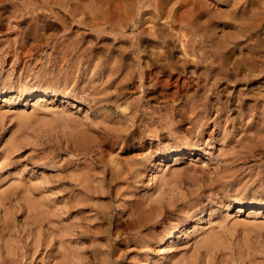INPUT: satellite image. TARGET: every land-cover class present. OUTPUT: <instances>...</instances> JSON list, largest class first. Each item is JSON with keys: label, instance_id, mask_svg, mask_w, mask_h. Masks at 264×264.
I'll return each mask as SVG.
<instances>
[{"label": "rangeland", "instance_id": "374dc122", "mask_svg": "<svg viewBox=\"0 0 264 264\" xmlns=\"http://www.w3.org/2000/svg\"><path fill=\"white\" fill-rule=\"evenodd\" d=\"M14 1L0 0V264H264V0H126L134 6L135 21L116 30L111 23L94 19L93 10H102L109 1L120 7L124 0H83L94 7L90 10L80 8L82 0L75 1L79 9L72 3L76 10L72 5L46 9L32 0L35 11L23 7L20 21L11 17ZM225 35H234L240 43ZM223 37L226 45H219ZM232 40L244 50L235 49ZM195 44L202 47L197 50ZM99 59L135 68V78H124L120 86L128 90L130 102H141L140 111L147 113L145 121L154 131L146 130L144 117L123 116L129 106L121 108L113 101L108 107L91 104L88 93L94 83L102 82L95 73H106ZM86 74L93 75L89 78L93 81ZM39 90L56 94V99L29 97ZM75 90L77 99L66 95ZM87 100L93 107L85 105ZM196 102L203 105L198 115L190 109ZM159 115L167 124L154 122ZM198 123H204L205 132L193 139L189 131ZM180 132L198 147L178 148ZM79 159L81 165H76ZM133 164L143 172L134 175H140L136 180L127 172ZM152 177L153 185L143 190ZM171 231L174 238L167 250H159V239ZM147 233L156 238L142 251L137 238ZM210 236L220 242L208 250L202 244Z\"/></svg>", "mask_w": 264, "mask_h": 264}, {"label": "bare ground", "instance_id": "6f19581e", "mask_svg": "<svg viewBox=\"0 0 264 264\" xmlns=\"http://www.w3.org/2000/svg\"><path fill=\"white\" fill-rule=\"evenodd\" d=\"M75 1H78V0H53V1H51V0H38V2L39 3H41V5H42V7L44 8V7H46V9L47 8H51L52 10L54 9V7H56L55 5H57V7H58V5H60L61 7H69V6H71L72 5V7L74 8V10H76L75 9V7L77 6V8H78V6H79V4L80 3H78V2H75ZM83 1V0H82ZM88 0H86V2H87ZM98 2H102L101 0L99 1V0H97ZM112 1V0H111ZM117 1H119V0H117ZM121 1V0H120ZM123 1V0H122ZM125 1L126 0H124V2L123 3H125ZM157 1V0H156ZM166 1V0H165ZM202 1V0H201ZM207 1V0H206ZM220 1H222V0H220ZM224 1V0H223ZM232 1V0H231ZM239 1H241V0H239ZM243 1H245V0H242V3H244ZM256 1V0H255ZM79 2H80V0H79ZM84 3H82L81 5H83L84 4V6L83 7H81L80 6V8L83 10V8L86 6V8H88L89 7V10L90 9H93L94 7H90V3L88 2V3H86L85 1H83ZM93 2V1H92ZM129 2V1H128ZM128 2H126L124 5H123V3H120V7H118L117 5H113V3H111L110 4V1H109V3L107 2V5H106V7H103L102 8V10L101 9H98V10H93V18L94 19H97V21H98V19L99 20H101L102 22H104V21H106V22H109L108 24H110L111 23V25L110 26H113L114 27V30H116L115 29V27H119V26H121L122 24H123V26H124V24H127V22L129 23H131V22H133V21H135L134 20V18H135V15H133V10H132V8L134 7L133 5H132V7H130V5H131V3L129 2V5H128ZM196 2H198V1H196ZM214 2V1H213ZM236 2V1H235ZM75 3V5L76 6H74L73 4ZM78 3V4H77ZM95 3V2H94ZM92 3V5H96V7H98V5L95 3ZM103 3V2H102ZM118 3V4H119ZM139 3V2H138ZM161 3H163V2H161ZM194 3V2H193ZM212 3V2H211ZM233 3H234V1H233ZM242 3H240V5L242 4ZM248 3V2H247ZM2 4V3H1ZM126 4H127V6H126ZM223 4V3H222ZM236 4V3H235ZM34 5L36 6V4H35V2L34 1H32V0H17V1H14V2H12L11 4H10V6H11V8L13 9V12H12V16L11 17H14V19L16 18V20H19V19H21V18H23V16H24V8L23 7H27V8H29V9H31L32 11L34 10L35 11V9H34ZM199 5V4H198ZM238 6H239V4H237ZM245 5V4H244ZM114 6V7H113ZM138 6H139V4H138ZM225 6V5H224ZM235 6V5H234ZM237 6V7H238ZM242 6H243V4H242ZM256 6V5H255ZM139 7H141V5L139 6ZM161 7V6H160ZM197 7V6H196ZM211 7V6H210ZM236 7V8H237ZM245 7V6H244ZM5 8V7H4ZM3 8V9H4ZM71 8V7H70ZM99 8V7H98ZM163 8V7H162ZM165 8V7H164ZM173 8H174V6H173ZM181 8V7H180ZM239 8V7H238ZM241 8V7H240ZM239 8V9H240ZM246 8V7H245ZM79 9V8H78ZM85 9V8H84ZM95 9H97V8H95ZM217 9V8H216ZM227 9H229V8H227ZM226 9V10H227ZM233 9V8H232ZM235 9V8H234ZM239 9H236L237 11H239ZM50 10V9H49ZM65 10V9H64ZM70 10H73L72 8L70 9ZM88 9H87V11H89ZM139 10V9H138ZM168 10H170V9H168ZM204 10V9H203ZM222 10V9H221ZM241 10V9H240ZM246 10V9H245ZM245 10H243V11H245ZM27 11H29V10H27ZM32 11H30V12H32ZM37 11V10H36ZM79 10H77V12H78ZM86 11V12H87ZM131 11H133V12H131ZM179 11V10H178ZM207 11V10H206ZM233 11V10H232ZM42 12V11H41ZM47 12V11H46ZM45 12V13H46ZM50 12V11H49ZM52 12H54V11H52ZM63 12V11H62ZM82 12H84V11H81V12H79V13H81L82 14ZM136 12V11H135ZM197 12V11H196ZM199 12V11H198ZM201 12V11H200ZM76 12H74V14H75ZM78 13V14H79ZM85 13V12H84ZM83 13V15H86V14H84ZM88 13V12H87ZM212 13V12H211ZM218 13V12H217ZM232 13V12H231ZM2 14V13H1ZM0 14V15H1ZM4 14V13H3ZM10 14V13H9ZM42 14V13H41ZM40 14V15H41ZM48 14V13H47ZM68 14V13H67ZM72 15H73V13H71ZM80 14V15H81ZM91 14V13H90ZM144 14V13H143ZM214 14V13H213ZM59 15V14H58ZM71 15V16H72ZM83 15H81V16H83ZM153 15V14H152ZM179 15V14H178ZM4 16V15H3ZM74 17L75 16H77L76 14L75 15H73ZM145 16V15H144ZM215 16V15H214ZM218 16V15H217ZM9 18V16H8V18L9 19H12V18ZM37 17H39V16H37ZM46 17V16H45ZM44 17V18H45ZM53 17V16H52ZM78 18H81V17H79V16H77ZM148 17H149V15H148ZM210 17V16H209ZM248 17V16H247ZM25 18V17H24ZM31 18V17H30ZM92 17H91V19H93ZM143 18V17H142ZM156 18V17H155ZM178 18V17H177ZM233 18V17H232ZM6 19V18H5ZM35 19H37V18H32V20H34V22H37L38 21V19L37 20H35ZM40 19V18H39ZM56 19V18H55ZM58 19V18H57ZM73 19V18H72ZM77 19V18H76ZM171 19V18H170ZM187 19V18H186ZM194 19V18H193ZM197 19V18H196ZM210 19V18H209ZM228 19V18H227ZM236 19V18H235ZM246 19V18H245ZM13 20V19H12ZM43 20V19H42ZM139 20V19H138ZM163 20V19H162ZM200 20V19H199ZM1 21V20H0ZM20 21V20H19ZM31 21V20H30ZM83 21V20H82ZM94 21V20H93ZM141 21V20H140ZM217 21V20H216ZM8 22V21H7ZM41 22V21H40ZM39 22V23H40ZM77 22V21H76ZM101 22V23H102ZM105 22V24L104 25H106L107 23ZM156 22V21H155ZM167 22V21H166ZM170 22V21H169ZM190 22H192V21H190ZM200 22V21H199ZM204 22V21H203ZM221 22V21H220ZM247 22V21H246ZM256 22V21H255ZM46 23V22H45ZM150 23H152V21L150 22ZM193 23V22H192ZM207 23V22H206ZM233 23V22H232ZM235 23V22H234ZM26 24H28V23H26ZM143 24V23H142ZM169 24V23H168ZM171 24V23H170ZM209 24V23H208ZM213 24H215V23H213ZM245 24V23H244ZM5 25V24H4ZM18 25V24H17ZM102 25V24H101ZM104 25L102 26V27H104ZM227 25V24H226ZM233 25V24H232ZM231 25V26H232ZM240 25V24H239ZM246 25H248V24H246ZM49 26V25H48ZM131 26V25H130ZM141 26V25H140ZM213 26V25H212ZM242 26V25H241ZM19 27V26H18ZM37 27V26H36ZM41 27V26H40ZM94 27H97V26H94ZM149 27V26H148ZM214 27L215 26H213L212 28L214 29ZM0 28H2V27H0ZM120 28V27H119ZM241 28V27H240ZM243 28V27H242ZM251 28V27H250ZM12 29V28H11ZM33 29V28H32ZM99 29V28H98ZM126 29V28H125ZM144 29V28H143ZM165 29V28H164ZM202 29V28H201ZM208 29V28H207ZM217 29V28H216ZM215 29V30H216ZM8 30V29H7ZM93 30V29H92ZM104 30H105V28H104ZM156 30V29H155ZM185 30V29H184ZM199 30V29H198ZM95 31V30H94ZM101 31H102V29H101ZM245 29H244V31H242L243 33H245ZM20 32V31H19ZM23 32V31H22ZM97 32V31H96ZM100 32V31H99ZM105 32V31H104ZM116 32V31H115ZM241 32V33H242ZM247 32V31H246ZM256 32V31H255ZM2 33V32H1ZM12 33V32H11ZM24 33V32H23ZM122 33V32H121ZM243 33H242V35H243ZM20 34H21V32H20ZM19 34V35H20ZM26 34V33H25ZM34 34V33H33ZM123 34V33H122ZM192 34V33H191ZM199 34V33H198ZM209 34H211V33H209ZM235 34V33H234ZM251 33H249V35H250ZM35 35V34H34ZM172 35V34H171ZM206 35V34H205ZM222 35V34H221ZM238 34H236L235 36H237ZM240 35V34H239ZM38 36V35H37ZM114 36V35H113ZM118 36V35H117ZM159 36V35H158ZM157 36V37H158ZM231 35H225L224 37H225V39H226V37H228L227 39H232L233 37H234V35H233V37L232 38H229ZM126 37V36H125ZM129 37V36H128ZM136 37V36H135ZM200 37V36H199ZM207 37V36H206ZM224 37L223 38H220V39H222V43H220L219 41V45L221 44H225L224 42H223V39H224ZM254 37V36H253ZM252 37V38H253ZM22 38H24V36L22 37ZM42 38V37H41ZM40 38V39H41ZM104 38V37H103ZM158 38H160V37H158ZM202 38V37H201ZM234 38H236V37H234ZM237 38H238V36H237ZM237 38H236V41H237ZM244 38V37H243ZM247 38V37H246ZM260 38V37H259ZM11 39V38H10ZM29 39V38H28ZM117 39V38H116ZM123 39V38H122ZM137 39V38H136ZM152 39V38H151ZM163 39V38H162ZM239 39H240V37H239ZM7 40V39H6ZM142 40V39H141ZM241 40V39H240ZM243 40V39H242ZM245 40V39H244ZM262 40V39H261ZM264 40V39H263ZM262 40V41H263ZM10 41V40H9ZM24 41V40H23ZM101 41V40H100ZM133 41H135V40H133ZM202 41H203V39H202ZM201 41V42H202ZM221 41V40H220ZM225 41V40H224ZM233 41V40H232ZM114 42V41H113ZM122 42V41H121ZM140 42V41H139ZM149 42V41H148ZM204 42V41H203ZM214 42H216V41H214ZM233 42H235V41H233ZM238 42V41H237ZM261 42V41H260ZM264 42V41H263ZM21 43V42H20ZM71 43V42H70ZM145 43V42H144ZM231 43V42H230ZM238 43H240V42H238ZM238 43H236L235 42V44H234V46H235V49L236 48H241L242 46V44L241 45H237ZM242 43V42H241ZM248 43V42H247ZM254 43V42H253ZM14 44V43H13ZM26 44V43H25ZM74 44V43H73ZM81 44V43H80ZM218 44V43H217ZM256 44V43H255ZM70 45V44H69ZM145 45V44H144ZM187 45V44H186ZM196 45V44H195ZM219 45H217V46H219ZM226 45V44H225ZM248 45H249V43H248ZM3 46H4V44H3ZM10 46V45H9ZM15 46H17V45H15ZM114 46V45H113ZM121 46V45H120ZM193 46V45H192ZM202 47V45H196V49H197V47ZM205 46H207V45H205ZM227 46H228V44H227ZM244 46V45H243ZM247 46V45H246ZM258 46V45H257ZM73 47V46H72ZM81 47V46H80ZM105 47V46H104ZM139 47H141V46H139ZM188 47V46H187ZM200 47V48H201ZM233 47V46H232ZM12 48V47H11ZM23 48V47H22ZM66 48V47H65ZM91 48V47H90ZM119 48H121V47H119ZM130 48V47H129ZM147 48V47H146ZM206 48V47H205ZM208 48V47H207ZM246 48V47H245ZM74 49V48H73ZM77 49V48H76ZM88 49V48H87ZM136 49V48H135ZM166 49V48H165ZM180 49V48H179ZM192 49H194L195 50V48H193L192 47ZM203 49V48H202ZM210 49V48H209ZM216 49V48H215ZM230 49H231V47H230ZM14 50V49H13ZM17 50V49H16ZM21 50H23V49H21ZM67 50V49H66ZM65 50V51H66ZM89 50V49H88ZM130 50V49H129ZM134 50V49H133ZM147 50V49H146ZM193 50V51H194ZM198 50V49H197ZM224 50V49H223ZM234 50V49H233ZM238 50V49H237ZM241 50H244V48H241ZM251 50V49H250ZM79 51V50H78ZM123 51V50H122ZM127 51V50H126ZM171 51V50H170ZM178 51V50H177ZM209 51V50H208ZM226 51V50H225ZM7 52V51H6ZM108 52V51H107ZM151 52V51H150ZM188 52V51H187ZM191 52V51H190ZM197 52V51H196ZM210 52H212L211 50H210ZM214 52V51H213ZM218 52V51H217ZM241 52V51H240ZM173 53H175V52H173ZM206 53V52H205ZM220 53V52H219ZM232 53V52H231ZM237 53V52H236ZM11 54V53H10ZM107 54V53H106ZM113 54V53H112ZM116 54V53H115ZM139 54V53H138ZM146 54V53H145ZM148 54V53H147ZM150 54V53H149ZM216 54V53H215ZM234 54V53H233ZM69 55V54H68ZM82 55V54H81ZM153 55V54H152ZM200 55V54H199ZM213 55V54H212ZM220 55V54H219ZM78 56V55H77ZM76 56V57H77ZM113 56V55H112ZM160 56V55H159ZM232 56V55H231ZM67 57V56H66ZM75 57V58H76ZM81 57V56H80ZM83 57V56H82ZM81 57V58H82ZM139 57H141V56H139ZM138 57V58H139ZM161 57V56H160ZM173 57V56H172ZM183 57H185V56H183ZM206 57H208V56H206ZM220 57V56H219ZM222 57V56H221ZM92 59H93V57H91ZM109 58H111V56L109 57ZM121 58H123V56L121 57ZM128 58V57H127ZM135 58V57H134ZM137 58V57H136ZM142 58V57H141ZM151 58V57H150ZM156 58H158V57H156ZM201 58V57H200ZM225 58V57H224ZM72 59V58H71ZM80 59V58H79ZM87 59V58H86ZM113 59V58H112ZM160 60H161V58H159ZM179 59V58H178ZM198 59V58H197ZM70 60V59H69ZM75 60V59H74ZM82 60V59H81ZM85 60V59H84ZM88 60V59H87ZM100 61H101V59H99ZM103 60V59H102ZM121 60V59H120ZM120 60H118V62L120 61ZM123 60V59H122ZM159 60V61H160ZM59 61V60H58ZM71 61V60H70ZM90 61V60H89ZM92 62H94L93 60H91ZM91 61H90V63H91ZM96 61H97V58H96ZM99 61V62H100ZM136 61V60H135ZM234 61V60H233ZM236 61V60H235ZM68 62V61H67ZM76 63H77V61H75ZM81 62V61H80ZM101 62H103V61H101ZM104 62L106 63V61H105V59H104ZM104 62H103V65H104V67H106V73L107 72H109V74H106V73H104L103 75L101 74V75H97V74H100V73H98L97 72V70H96V72L97 73H95L96 74V76L97 77H100V78H97L98 80L100 79V80H102V82H101V84L100 85H98L97 83V85L98 86H96L95 87V83H94V86H92L93 88L91 89V92L90 93H88L89 94V96L91 97V104H93V102H95L94 104H99V106L100 105H102L103 107H106L107 106V104L108 103H111L112 104V101L114 102V105H117L118 107L120 106H126V107H128L129 106V109H127V108H125V109H127V110H125V113L123 114V116L124 115H126V116H128V115H130V117L131 118H133V119H135L136 117H138V119L140 118V117H144L143 118V121H141V122H144L145 121V117H146V114L145 113H143L142 111H140V110H142V108H141V102L139 101V102H130V96H126L127 94H126V92L128 91H124V90H122L121 89V87L122 86H120V84H121V82H122V80H124V78H128L129 80H130V78L131 77H134L135 75H134V73L136 72L135 71V68H129V70L127 69V68H125L124 66H123V64L121 63V62H117L118 64L116 65V66H114V65H111L110 63V60H108L107 59V63L106 64H104ZM113 62V61H112ZM115 62V60H114V63H116ZM124 62V61H123ZM140 62V61H139ZM166 62V61H165ZM171 62V61H170ZM181 62V61H180ZM179 62V63H180ZM205 62V61H204ZM258 62V61H257ZM71 63H73V62H71ZM131 63V62H130ZM129 63V64H130ZM143 63V62H142ZM159 63V62H158ZM164 63V62H163ZM176 63V62H175ZM187 63V62H186ZM226 63V62H225ZM249 63V62H248ZM79 64V63H78ZM86 64H87V62H86ZM89 64V63H88ZM96 64V63H95ZM95 64H94V67H93V65H91L92 67H93V69H95ZM101 65H102V63H100ZM99 64V65H100ZM149 64H150V62H149ZM253 64V63H252ZM71 65H73V64H71ZM75 65H77V64H75ZM75 65L73 66V67H75ZM80 65V64H79ZM82 65V64H81ZM90 65V64H89ZM88 65V66H89ZM98 64H96V66H97ZM146 65V64H145ZM181 65V64H180ZM195 65V64H194ZM197 65V64H196ZM222 65V64H221ZM257 65V64H256ZM255 65V66H256ZM84 66V65H83ZM151 66V65H150ZM161 66V65H160ZM166 66V65H165ZM170 66V65H169ZM249 66H250V64H249ZM259 66V65H258ZM72 67V68H73ZM91 67V68H92ZM98 67V66H97ZM99 67H101V66H99ZM123 67V68H122ZM126 67H128L127 65H126ZM130 67V66H129ZM171 67V66H170ZM236 67V66H235ZM240 67V66H239ZM76 68H77V66H76ZM83 68V67H82ZM168 68V67H167ZM166 68V69H167ZM234 68V67H233ZM250 68V67H249ZM256 68V67H255ZM65 69V68H64ZM99 69V68H98ZM101 69V68H100ZM131 69V70H130ZM155 69V68H154ZM169 69V68H168ZM177 69V68H176ZM250 69H252V68H250ZM79 70V69H78ZM77 69L75 70L74 69V72L76 71H78ZM91 70V69H90ZM103 70H104V68H103ZM231 70V69H230ZM238 70V69H237ZM60 71V70H59ZM72 71V70H71ZM88 71V70H87ZM94 71V70H93ZM92 71V72H93ZM167 71V70H166ZM214 71V70H213ZM223 71V70H222ZM61 72H63V71H61ZM83 72V71H82ZM85 72V71H84ZM83 72V73H84ZM101 72H103V71H101ZM138 72V71H137ZM140 72V71H139ZM162 72V71H161ZM255 72V71H254ZM79 73V72H78ZM87 73V72H86ZM94 73V72H93ZM93 73H91V74H93ZM133 73V74H132ZM144 73V72H143ZM150 73V72H149ZM252 73V72H251ZM67 74H70L69 72L67 73ZM66 74V75H67ZM76 73H74V75H75ZM89 74V73H88ZM137 74V73H136ZM141 74V77H143V74H142V72L140 73ZM206 74V73H205ZM205 74H203V75H205ZM219 74V73H218ZM234 74V73H233ZM65 75V74H64ZM70 75H72V74H70ZM78 75V74H77ZM76 75V76H77ZM87 75V74H86ZM94 75V74H93ZM92 75V76H93ZM131 75H133V76H131ZM138 75V74H137ZM217 75V74H216ZM240 75V74H239ZM73 76V75H72ZM90 77V75H89V78H93V77ZM95 76V77H96ZM201 76V75H200ZM222 76V75H221ZM67 77V76H66ZM86 77V76H85ZM212 77V76H211ZM45 78H47V77H45ZM62 78V77H61ZM64 78H65V76H64ZM68 78H69V76H68ZM70 78H71V76H70ZM69 78V79H70ZM88 78V75H87V80L89 79ZM135 78V77H134ZM153 78V77H152ZM228 78V77H227ZM68 79V80H69ZM74 79H75V77H74ZM147 79V78H146ZM215 79V78H214ZM232 79V78H231ZM48 80V79H47ZM51 80V79H50ZM54 80H56V79H54ZM65 80H67V78L65 79ZM65 80H64V82H65ZM80 80V79H79ZM98 80H96V82H98ZM152 80V79H151ZM197 80V79H196ZM201 80V79H200ZM237 80V79H236ZM60 81V80H59ZM83 81V80H82ZM88 81H93V79L91 80V79H89ZM125 81H126V79H125ZM137 81V80H136ZM198 81V80H197ZM240 81V80H239ZM67 82V81H66ZM70 81H68L67 82V84L69 83ZM72 82V81H71ZM74 82V81H73ZM84 82V81H83ZM124 82V81H123ZM141 82V81H140ZM46 83H48V82H46ZM75 83V82H74ZM87 83V82H86ZM143 83V82H142ZM189 83V82H188ZM81 84V83H80ZM89 84V83H88ZM91 84V83H90ZM90 84H89V87H90ZM125 84V83H124ZM185 84V83H184ZM190 84V83H189ZM192 84H193V82H192ZM200 84V83H199ZM207 84V83H206ZM49 85V84H48ZM55 85V84H54ZM64 85V84H63ZM134 85V84H133ZM144 85V84H143ZM211 85V84H210ZM84 86V85H83ZM154 86V85H153ZM157 86V85H156ZM190 86V85H189ZM198 86V85H197ZM77 87V86H76ZM79 87V86H78ZM77 87V88H78ZM81 87V86H80ZM78 88V89H84V88ZM130 87V86H129ZM136 87V86H135ZM134 87V88H135ZM202 87V86H201ZM212 87H213V85H212ZM58 88V87H57ZM149 88H150V85H149ZM155 88V87H154ZM211 88V87H210ZM55 89V88H54ZM54 89H52V90H54ZM141 89V88H140ZM207 89V88H206ZM42 90V89H41ZM45 90V89H44ZM93 90V91H92ZM142 90V89H141ZM182 90V89H181ZM205 90V89H204ZM212 90V89H211ZM67 91V90H66ZM81 92H82V90H80ZM87 91V92H88ZM215 91V90H214ZM71 92V91H70ZM70 92H68V93H66V95L67 96H71L72 98H74V99H77V98H75V97H77V94H79L78 93V91L77 90H75L74 91V94H71ZM84 92V91H83ZM150 92V91H149ZM154 92V91H153ZM208 92V91H207ZM131 93V92H130ZM134 93V92H133ZM218 93V92H217ZM241 94V93H240ZM50 95V98H53V99H56V94H51V93H49V92H45V91H37V92H33V93H31L30 94V96L29 97H32V98H41V97H48ZM85 95V94H84ZM138 95V94H137ZM216 95V94H215ZM83 96V95H82ZM127 98H126V97ZM85 97V96H84ZM87 97V96H86ZM124 97V102H122L121 103V99ZM129 98V99H128ZM134 98V97H133ZM140 97H138L137 99H139ZM207 98V97H206ZM87 99H89V97L87 98ZM128 99V100H127ZM231 99V98H230ZM42 100V99H41ZM73 100V99H72ZM43 101V100H42ZM77 101V100H76ZM84 101V100H83ZM137 101V100H136ZM148 101V100H147ZM207 101V100H206ZM187 102V101H186ZM185 102V103H186ZM189 102V101H188ZM194 102V101H193ZM199 102V101H198ZM198 102H196V103H194L193 105H191L190 106V109H191V111H194V112H196L197 113V115H198V112H197V110H199L200 108H202V106L203 105H201V106H199V103ZM86 104L85 105H87V107H89V105H91L90 104V102H88V100H87V102H85ZM150 103H151V101H150ZM226 103V102H225ZM93 104V105H94ZM146 104V103H145ZM216 104V103H215ZM224 104V103H223ZM93 105H91L92 107H93ZM144 105V104H143ZM165 105V104H164ZM145 106V105H144ZM174 106H176V105H174ZM173 106V107H174ZM187 106H188V104H187ZM108 107V106H107ZM118 107H116L117 109H118ZM131 107V108H130ZM207 107L208 106H206V107H204L203 108V110L204 111H206L207 110ZM228 107V106H227ZM262 107V106H261ZM95 108V107H94ZM122 108V107H121ZM150 108V107H149ZM176 108V107H175ZM132 109V110H131ZM168 109V108H167ZM166 109V110H167ZM229 109V108H228ZM261 109H263V108H261ZM260 109V110H261ZM120 110V109H119ZM144 110V109H143ZM179 110V109H178ZM223 110V109H222ZM222 110H221V112H222ZM161 111V110H160ZM187 111H188V109H187ZM229 111V110H228ZM240 111V110H239ZM104 112V111H103ZM186 112V111H185ZM168 113V112H167ZM195 113V114H196ZM201 112H199V114H200ZM212 113V112H211ZM223 113H224V111H223ZM230 113V112H229ZM240 113V112H239ZM259 113H261V112H259ZM144 114V115H143ZM154 114V113H153ZM156 114V113H155ZM202 114V113H201ZM200 114V115H201ZM143 115V116H142ZM191 115V114H190ZM193 115V114H192ZM206 115V114H205ZM67 116H69V115H67ZM122 116V115H121ZM160 116V118H158V119H155L154 120V118H153V120H154V122L156 121V122H160L161 123V125H162V123L163 122H165V120H164V118L161 116V115H159ZM222 116V115H221ZM227 116V115H226ZM59 117H61V116H59ZM63 117V116H62ZM156 117V116H155ZM175 117H177V116H175ZM224 117V116H223ZM124 118V117H123ZM129 118V117H128ZM127 118V119H128ZM179 118H180V116H179ZM196 118H197V116H196ZM198 118H200L199 116H198ZM197 118V119H198ZM202 118V117H201ZM218 118H220V117H218ZM225 118V117H224ZM61 119H63V118H61ZM183 119V118H182ZM226 120H227V118H225ZM68 120V119H67ZM70 120V119H69ZM131 120V119H130ZM146 120H148V119H146ZM164 120V121H163ZM196 120V119H195ZM202 119H200V120H198V121H200L199 123L201 124L202 123V121H201ZM224 120V119H223ZM120 121V120H119ZM128 121V120H127ZM139 121V120H138ZM149 121V120H148ZM198 121H196V122H198ZM205 121H206V119H205ZM149 122H151V121H149ZM153 122V123H154ZM178 122V121H177ZM108 123V122H107ZM198 123V125H197V127H195V128H192L190 131H189V133H190V135H192L191 137H193V139H196V138H199L200 136L202 137V135L204 134V128H203V125H204V123H203V125L202 126H200V124ZM109 124V123H108ZM111 124V123H110ZM118 124H120V123H118ZM126 124V123H125ZM133 124V123H132ZM135 124V123H134ZM144 124H145V128H146V130L148 129V130H150L152 127H151V124L148 126V124L149 123H147V121H145L144 122ZM143 124V125H144ZM165 124H167V122H165ZM164 124V125H165ZM177 124V123H176ZM196 124V123H195ZM123 125V124H122ZM127 125V124H126ZM130 125V124H129ZM174 125V124H173ZM110 126V125H109ZM112 126V125H111ZM153 126H154V124H153ZM166 126V125H165ZM195 126V125H194ZM228 126V125H227ZM226 126V127H227ZM231 126V125H230ZM120 127V126H119ZM123 127V126H122ZM170 127V126H169ZM225 127V128H226ZM234 127V126H233ZM124 128V127H123ZM128 128V127H127ZM166 128V127H165ZM176 128V127H175ZM113 129H114V127H113ZM122 129V128H121ZM129 129V128H128ZM138 129V128H137ZM154 129V128H153ZM153 129H151V131L153 130ZM162 129V128H161ZM177 129V128H176ZM140 130H141V128H140ZM145 130V131H146ZM160 130V129H159ZM179 130V129H178ZM177 130V131H178ZM181 130V129H180ZM189 130V129H188ZM222 130V129H221ZM117 131V130H116ZM116 131H115V133H116ZM151 131H150V133H151ZM154 131V130H153ZM156 131V130H155ZM158 131V130H157ZM223 131H225V130H223ZM222 131V132H223ZM228 131V130H227ZM81 132V131H80ZM85 132V131H84ZM87 132V131H86ZM119 132V131H118ZM121 132V131H120ZM172 132V134H173V132L174 131H171ZM185 132V131H184ZM226 132V131H225ZM170 133V132H169ZM175 133V132H174ZM178 133V132H177ZM181 133V135L179 136V137H175L176 135V133L174 134L175 136V138H176V143L178 144V148H180V147H183L184 149H186V148H188L189 150L190 149H195L196 147H198V143L197 144H194V143H192L191 144V142H189L187 139H188V137H186V134H184V133H182V132H180ZM227 133V132H226ZM225 133V134H226ZM122 134V133H121ZM124 134H125V131H124ZM85 135V134H84ZM141 135V134H140ZM155 135V134H154ZM177 135H179V134H177ZM189 135V134H188ZM190 135H189V137H190ZM227 135V134H226ZM226 135H224L223 136V134H222V136L223 137H226ZM80 136V135H79ZM112 136V135H111ZM113 136H115V135H113ZM150 136H151V134H150ZM153 136V135H152ZM230 136V135H229ZM86 137H88V135L87 136H85V138ZM173 137V136H172ZM84 138V137H83ZM132 138V137H131ZM187 138V139H186ZM80 139V137L78 138V140ZM108 139V138H107ZM115 139V138H114ZM128 139V138H127ZM135 139V138H134ZM227 139V137L225 138V139H223V140H226ZM85 140V139H84ZM84 140H83V142H84ZM93 140H96V139H93ZM118 140V139H117ZM116 140V141H117ZM190 140V139H189ZM191 140H192V138H191ZM190 140V141H191ZM197 140H199V139H197ZM76 141V140H75ZM87 141H89V140H87ZM86 141V142H87ZM105 141H107V140H105ZM115 141V140H114ZM113 141V142H114ZM115 141V142H116ZM141 141V140H140ZM76 142H78V141H76ZM91 142H92V140H91ZM94 142V141H93ZM97 142V141H96ZM199 142V141H198ZM74 143V142H73ZM79 143H80V141H79ZM106 143V142H105ZM140 143V142H139ZM195 143H196V141H195ZM75 144H77V143H75ZM98 144V143H97ZM143 144V143H142ZM202 144V143H201ZM204 144V143H203ZM202 144V145H203ZM74 145V144H73ZM79 145H81V146H83L82 144H79ZM78 144H77V146H79ZM112 145H114V143L112 144ZM67 146V145H66ZM76 146V145H75ZM75 146H73V147H75ZM200 146V145H199ZM204 146V145H203ZM207 146V145H206ZM110 147V146H109ZM76 148V147H75ZM74 148V149H75ZM81 148V147H80ZM87 148V147H86ZM85 148V149H86ZM67 149V148H66ZM187 149V150H188ZM192 149V150H193ZM79 150H81V149H79ZM78 150V151H79ZM107 150V149H106ZM158 150V149H157ZM179 150V149H178ZM181 150V149H180ZM77 151V152H78ZM82 152H83V155L85 154V150L83 151V150H81ZM113 151V150H112ZM156 151V150H155ZM155 151H153V152H155ZM196 151V150H195ZM52 151H50L48 154H50ZM80 152V151H79ZM87 152V151H86ZM160 152V151H159ZM169 152V151H168ZM181 152V151H180ZM190 152H193V151H190ZM88 153V152H87ZM86 153V154H87ZM152 153V152H151ZM178 153H179V151H178ZM53 154V153H52ZM111 154V153H110ZM153 154V153H152ZM183 154V153H182ZM185 154V153H184ZM193 154V153H192ZM80 155V154H79ZM194 155V154H193ZM55 156V155H54ZM68 156H70V155H68ZM67 156V157H68ZM148 156V155H147ZM149 156H151V155H149ZM149 156H148V158H149ZM47 157V156H46ZM45 157V158H46ZM49 157H51V156H49ZM56 157H57V155H56ZM144 157H146V155L144 156ZM143 157V158H144ZM55 158V157H54ZM54 158L53 159H50V160H48L46 163L48 164V162H52L53 160H54ZM81 158V157H80ZM142 158V159H143ZM148 158H146V159H148ZM43 159V158H42ZM56 159V158H55ZM64 159H66V158H64ZM113 159V158H112ZM145 159V158H144ZM143 159V160H144ZM150 159H151V157H150ZM61 160H62V158H61ZM61 160H60V162H61ZM68 160V158L66 159V161ZM87 160V159H86ZM130 160V159H129ZM65 161V162H66ZM69 161V160H68ZM81 160L79 159L78 160V163L75 161L74 163H77L76 165H78V164H80L79 162H80ZM83 161V160H82ZM88 161V160H87ZM86 161V162H87ZM119 161V160H118ZM144 161H146V160H144ZM149 161V160H148ZM59 161L57 162V161H55V164L57 165V163H60ZM65 162H64V164L63 165H65ZM84 162V161H83ZM85 162V163H86ZM69 163V162H68ZM71 164H73L72 162H70ZM84 163V164H85ZM131 163V162H130ZM147 163V162H146ZM61 164V163H60ZM71 164H69L70 166H71ZM135 164V163H134ZM133 164V166L132 165H130L131 167L129 168V170H127V172L128 171H130L131 173H133V175H130V177L132 178V179H134L132 176H134V175H137V173H138V171L140 170L138 167H137V165L135 166ZM143 164H145L144 162H143ZM68 165V164H67ZM81 165V164H80ZM88 165V164H87ZM117 165V164H116ZM128 165V164H127ZM142 165V164H141ZM69 166V167H70ZM89 166V165H88ZM123 166V165H122ZM125 166V165H124ZM129 166V165H128ZM64 167H66V166H64ZM71 167H73V166H71ZM78 167V166H77ZM85 167H87V166H85ZM90 167V166H89ZM116 167V166H115ZM140 167V166H139ZM75 168V167H74ZM124 168V167H123ZM142 168V167H141ZM144 168H147V167H144ZM57 169V168H56ZM65 169V168H64ZM71 169V168H70ZM82 170H84V169H82ZM91 170V169H90ZM113 170V169H112ZM116 170V169H115ZM117 170H118V168H117ZM146 170V169H145ZM63 171V170H62ZM61 171V172H62ZM67 171V170H66ZM71 171H73V169L71 170ZM70 170H69V172H71ZM85 171V170H84ZM114 171V170H113ZM119 171V170H118ZM78 171H76V173H77ZM87 172H89V171H87ZM87 172H84V173H87ZM91 172V171H90ZM140 172L141 173H143L141 170H140ZM1 173V172H0ZM67 174V173H66ZM69 174V173H68ZM70 174H72V173H70ZM69 174V175H70ZM88 174V173H87ZM130 174V173H129ZM81 175V174H80ZM84 175V174H83ZM156 175V174H155ZM66 176V175H65ZM87 176V175H86ZM139 176L140 175H138V176H136V177H138L139 178ZM151 176H153V175H151ZM150 176V177H151ZM62 177H63V175H62ZM135 177V176H134ZM135 177V179L134 180H136L137 178ZM245 177V176H244ZM247 177V176H246ZM68 178V177H67ZM85 178V177H84ZM141 178V177H140ZM154 178H155V176H154ZM56 179V178H55ZM144 179V178H143ZM238 179V178H237ZM56 180H58V179H56ZM131 180V179H130ZM167 180V179H166ZM235 179H233L232 180V182L234 181ZM88 181V180H87ZM133 181V180H132ZM144 181V180H143ZM58 183H59V181H57ZM137 182V181H136ZM135 182V183H136ZM139 182H141L140 180H139ZM153 177L152 178H150L149 180H146L144 183H143V190L144 189H147V188H149L150 186H152L153 185ZM165 182V181H164ZM133 183V182H132ZM131 183V184H132ZM245 183V182H244ZM131 184H129L130 186H132ZM59 185V184H58ZM75 185H77V184H75ZM137 185V184H136ZM50 186V185H49ZM129 186V187H130ZM229 186H231L230 184H229ZM70 187V186H69ZM92 187V186H91ZM136 187V186H135ZM140 187V186H139ZM223 187H225V186H223ZM227 187V186H226ZM225 187V188H226ZM131 188V187H130ZM130 188H127V189H130ZM141 188V187H140ZM221 188H222V186H221ZM56 189V188H55ZM133 189V188H132ZM132 189H130L131 191H132ZM135 190L136 189H138V187H136V188H134ZM134 189H133V191H134ZM225 190V189H224ZM31 191V190H30ZM91 191V190H90ZM127 191H129V190H127ZM147 191V190H146ZM146 193V192H145ZM27 195V194H26ZM143 196V195H142ZM77 198V197H76ZM81 198V197H80ZM260 198V197H259ZM2 199V198H1ZM57 200V199H56ZM74 201V200H73ZM76 201H77V199H76ZM41 202V201H40ZM45 202V201H44ZM66 202V201H65ZM60 203H62V202H60ZM76 203V202H75ZM82 203V202H81ZM87 203V202H86ZM197 203V202H196ZM200 203V202H199ZM40 204V203H39ZM44 204V203H43ZM48 204V203H47ZM51 204H53V203H51ZM58 204V203H57ZM79 204V203H78ZM78 204L76 205V207H78ZM194 204V203H193ZM193 204H191L192 206H193ZM50 205V204H49ZM68 205V204H67ZM82 205V204H81ZM81 205H79V206H81ZM191 205H190V207H191ZM196 205H198V203L196 204ZM52 206V205H51ZM47 207V206H46ZM68 207H69V205H68ZM170 207V206H169ZM193 207H195V206H193ZM48 208V207H47ZM51 208V207H50ZM171 208V207H170ZM196 208H198V207H196ZM195 208V209H196ZM32 209V208H31ZM70 209H71V207H70ZM188 209H190V208H188ZM57 210H58V208H57ZM63 210V209H62ZM66 210V209H65ZM167 210H168V208H167ZM178 210V209H177ZM176 210V211H177ZM180 210V209H179ZM182 210V209H181ZM198 210V209H197ZM204 210V209H203ZM253 209H250L249 211H252ZM68 211V210H67ZM71 211V210H70ZM53 212V211H52ZM81 212V211H80ZM239 212V211H238ZM41 213V212H40ZM49 213V212H48ZM48 213H47V215H48ZM79 213V212H78ZM252 213V212H251ZM254 213V212H253ZM57 214V213H56ZM178 214H180V213H178ZM193 214H194V212H193ZM44 215H46V213L44 214ZM61 215H63V214H61ZM73 215V214H72ZM159 215V214H158ZM161 215V214H160ZM160 215H159V218H160ZM197 215V214H196ZM195 215V216H196ZM260 215V214H259ZM39 216V215H38ZM43 216V215H42ZM49 216V215H48ZM53 217V216H52ZM66 217V216H65ZM192 217H193V215H192ZM57 218V217H56ZM59 218V217H58ZM81 218V217H80ZM189 218V217H188ZM191 218V217H190ZM35 219V218H34ZM76 219H78V218H76ZM138 220H139V218H137ZM136 219V220H137ZM194 219V218H193ZM46 220V219H45ZM52 220V219H51ZM61 220V219H60ZM64 220V219H63ZM66 220V219H65ZM136 220H134V221H136ZM154 220V219H153ZM180 220V219H179ZM178 220V222H180ZM39 221V220H38ZM55 221H57V220H55ZM143 221V220H142ZM145 221V220H144ZM147 221H149V219L148 220H146V222ZM48 222H49V220H48ZM53 222H54V219H53ZM61 222H62V220H61ZM79 222H81V221H79ZM150 222V221H149ZM148 222V223H149ZM177 222V221H176ZM36 223H38V222H36ZM134 223V222H133ZM139 223V221H137V224ZM142 223V222H141ZM144 223V222H143ZM54 224V223H53ZM53 224H52V226H53ZM63 224V223H62ZM74 224V223H73ZM136 224V225H137ZM58 225V224H57ZM139 225V224H138ZM144 225V224H143ZM148 225V224H147ZM146 225V226H147ZM177 225H180V224H176V226ZM183 225V224H182ZM41 226V225H40ZM55 226V225H54ZM175 226V227H176ZM142 227V226H141ZM174 227V228H175ZM58 228V227H57ZM73 228V227H72ZM48 229H49V227H48ZM55 229V228H54ZM177 229H179V227L177 228ZM85 230V229H84ZM83 230V231H84ZM137 230V229H136ZM139 230V229H138ZM149 230V229H148ZM181 230V229H180ZM179 230V231H180ZM57 231H59V230H57ZM61 231H64V233H65V230H62V228H61ZM71 231V230H70ZM169 231V230H168ZM40 232V231H39ZM47 232H48V230H47ZM85 232V231H84ZM213 232V231H212ZM212 232H211V234H212ZM50 233H51V231H50ZM72 233V232H71ZM143 233V232H142ZM182 233V232H181ZM52 234V233H51ZM54 234V233H53ZM139 234H141V232L139 233ZM139 234H136V235H139ZM180 234V232H178V235ZM41 235V234H40ZM56 235V234H55ZM59 235V234H58ZM66 235V234H65ZM134 235V234H133ZM150 235V234H149ZM165 235V234H164ZM204 235V234H203ZM216 235V234H215ZM68 236V235H67ZM83 235L81 234V233H79V237H82ZM217 237H218V235H216ZM54 237V236H53ZM58 237V236H57ZM137 237V236H136ZM139 237V236H138ZM206 237V236H205ZM208 237V236H207ZM221 236H219V238H220ZM47 238H49V237H47ZM52 238V237H51ZM56 238V237H55ZM127 238V237H126ZM129 238V237H128ZM154 238V239H153ZM155 238L156 237H152V238H150L149 236H148V233L146 234V235H141L139 238H137L138 240V243H139V248L141 247V250L143 249H147V248H149V247H152V241L153 240H155ZM174 237H173V232L171 231V232H169L168 234H166L165 236H163V237H161L160 239H159V245H158V249L159 250H164L165 248H167V247H165L168 243H169V241L171 240V239H173ZM50 239V238H49ZM86 239V238H85ZM135 239V238H134ZM153 239V240H152ZM62 240H64V239H61V241ZM83 240V239H82ZM47 241V240H46ZM56 241V240H55ZM59 241V240H58ZM72 241V240H71ZM137 241H135L134 240V242H136L137 243ZM156 241H157V239H156ZM155 241V242H156ZM225 241V240H224ZM49 242V241H48ZM57 242V241H56ZM65 242V241H64ZM63 242V243H64ZM68 242V241H67ZM219 242L220 241H218L217 239H216V237L215 236H210L209 238H207L204 242H203V244H202V247H205L206 249H208V248H211V247H213V246H216V245H218L219 244ZM42 243H44V242H42ZM66 243V242H65ZM55 244V243H54ZM58 244H59V242H58ZM200 244V243H199ZM225 244V243H224ZM52 245H53V243H52ZM49 247H51L52 248V246L50 245ZM136 247H137V245H136ZM154 247V246H153ZM59 248L61 249V247L59 246ZM200 248H201V246H200ZM63 249H65V248H63ZM153 249V248H152ZM201 249H203V248H201ZM140 250V251H141ZM142 250V251H143ZM149 250V249H148ZM156 250V249H155ZM154 250V251H155ZM165 250H167V249H165ZM209 250V249H208ZM221 250V249H220ZM31 251H32V249H31ZM34 251V250H33ZM151 251V250H150ZM153 251V252H154ZM158 251V250H157ZM49 252V251H48ZM208 252V251H207ZM239 252V251H238ZM53 253V252H52ZM65 254H66V252H65ZM145 254V253H144ZM70 255H72V253L70 254ZM205 255H207V254H205ZM50 257V256H49ZM70 257V256H69ZM51 258V257H50ZM68 258V257H67ZM72 258V257H71ZM146 258H148V257H146ZM53 259V258H52ZM150 259V258H149ZM193 259V258H192ZM5 260V259H4ZM144 260H145V258H144ZM148 259H146V261H147ZM151 260V259H150ZM54 261V260H53ZM194 261V260H193ZM196 262V261H195ZM219 262H220V260H219ZM222 262V261H221ZM6 263V262H5ZM145 264H146V262H145ZM147 264H149L148 263V261H147ZM198 264V263H197ZM220 264V263H219Z\"/></svg>", "mask_w": 264, "mask_h": 264}]
</instances>
